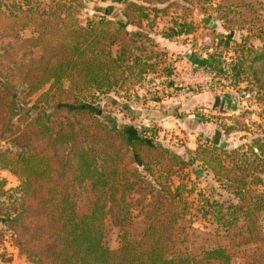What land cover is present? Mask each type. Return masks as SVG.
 Segmentation results:
<instances>
[{"label":"trees","instance_id":"1","mask_svg":"<svg viewBox=\"0 0 264 264\" xmlns=\"http://www.w3.org/2000/svg\"><path fill=\"white\" fill-rule=\"evenodd\" d=\"M125 1L123 19L85 24L66 0L8 5L6 19L32 30L19 36L16 57L0 55V169L19 182L16 208H0L9 246L30 264H264V195L254 190L263 184L264 139L221 153L198 147L187 161L107 123L95 107L104 96L141 85L159 66L143 15L158 13L162 2ZM220 12L224 23L247 34L229 48L233 56L219 75L232 86L251 84L264 98V23ZM36 95L26 110L21 99L28 105ZM40 106L54 112L32 115ZM195 161L235 196L210 210L225 243L201 249L199 230L187 220L189 204L172 180ZM135 212L144 226L136 235ZM109 220L120 230L116 249L105 242ZM1 245L0 262L8 263Z\"/></svg>","mask_w":264,"mask_h":264},{"label":"rangeland","instance_id":"2","mask_svg":"<svg viewBox=\"0 0 264 264\" xmlns=\"http://www.w3.org/2000/svg\"><path fill=\"white\" fill-rule=\"evenodd\" d=\"M66 1L73 4L72 15L84 24L88 19L103 16L111 20L123 19L122 9L126 3L125 0ZM158 1L162 2L156 3L158 13L149 11L143 15L145 25L149 26L146 30L154 39L149 49L160 59L158 69L147 75L141 85L102 97L95 104L102 119L126 128L131 135L140 133L187 161L195 157L198 147L209 146L221 153L250 146L257 138L264 139V98L258 94V88L247 83L232 86L219 75L221 64L233 56L228 52L229 48L241 42L242 35L247 34L246 29L224 23L218 14L221 11L222 15L234 17L233 14H237L239 17L238 13H244L261 25L264 23V0ZM12 2H1L0 55L6 57L10 54L16 57L19 39L32 35L31 29L21 31L20 23L6 19L10 10L8 5H13ZM124 25L129 31L136 29L129 20ZM229 35L234 40L228 44L226 37ZM37 98L38 95L34 96L28 105L23 98L21 101L29 110ZM46 111L52 114L54 109L40 106L33 108L31 114ZM189 164L172 180L179 187L177 192H181L189 204L188 223L199 230L195 234V247L224 244L210 210L217 203L226 204L235 196L199 161ZM262 178L263 184L254 186V190L264 195V174ZM18 185L14 175L0 169V208L4 207L6 211L16 208ZM138 213H134L136 218ZM262 223L264 226V219ZM2 227L0 224V244L16 256L15 264H30L25 255L18 256V252L9 246L11 234ZM143 227L142 218L138 217L133 228L135 235ZM105 242L112 249L120 245V230L110 220Z\"/></svg>","mask_w":264,"mask_h":264},{"label":"crops","instance_id":"3","mask_svg":"<svg viewBox=\"0 0 264 264\" xmlns=\"http://www.w3.org/2000/svg\"><path fill=\"white\" fill-rule=\"evenodd\" d=\"M121 15L119 14V17H120ZM127 27V26H126ZM128 28V27H127ZM12 249H14V248H12ZM15 251H17L16 249H15ZM14 251V252H15ZM13 252V251H12ZM18 252V251H17ZM9 254V256L10 257H12V260L10 261V262H8V263H1V264H15L16 263V256H14L12 253H8ZM18 254V253H17ZM18 256H20L19 254H18Z\"/></svg>","mask_w":264,"mask_h":264}]
</instances>
